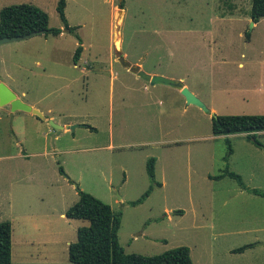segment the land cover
Returning a JSON list of instances; mask_svg holds the SVG:
<instances>
[{"label":"rangeland","instance_id":"obj_1","mask_svg":"<svg viewBox=\"0 0 264 264\" xmlns=\"http://www.w3.org/2000/svg\"><path fill=\"white\" fill-rule=\"evenodd\" d=\"M59 1L0 0V9L34 6L60 30L2 44L0 59L24 83L23 103L75 127L56 135L0 108V222L27 221L13 223L10 264H70L67 245L87 225L64 217L78 191L119 214L124 254L184 246L192 264H264V199L226 176L213 179L227 170L264 193V132L261 148L242 134L210 133L212 115H264V18L249 26L250 0H62L72 33L59 21ZM137 63L144 74L181 80L211 115L135 77Z\"/></svg>","mask_w":264,"mask_h":264},{"label":"trees","instance_id":"obj_2","mask_svg":"<svg viewBox=\"0 0 264 264\" xmlns=\"http://www.w3.org/2000/svg\"><path fill=\"white\" fill-rule=\"evenodd\" d=\"M63 5V1L60 0L56 6V12L64 30L72 33L74 28L67 26L63 16ZM121 7L120 3L118 8L121 9ZM248 17L252 24L264 18V0H250ZM59 33V29L48 28L46 14L34 6L20 4L0 9V39L29 34L40 35L44 38L56 37ZM80 52L79 44L72 57L74 65ZM263 132L264 115H212L210 118V133L213 137L242 134L247 142L261 148L256 136ZM224 143L226 154L223 160L226 162L231 154V148L228 139H224ZM153 163V159L150 158L145 165L146 174L152 182L154 179ZM224 176L234 180L241 190L264 199L263 192L245 188L240 177L227 170L213 179L218 180ZM155 185L159 186L158 183ZM149 191L150 188L128 205L133 207L140 204ZM177 213L181 214L179 211ZM64 217L68 220L87 222L86 226L76 229L75 241L67 245V260L70 264H192L189 250L184 246L175 247L150 257L124 254L117 242L119 214L113 213L108 205L89 194L78 191L77 201L66 209ZM248 246H242L230 252L241 253ZM0 264H10V223L8 221L0 222Z\"/></svg>","mask_w":264,"mask_h":264},{"label":"water","instance_id":"obj_3","mask_svg":"<svg viewBox=\"0 0 264 264\" xmlns=\"http://www.w3.org/2000/svg\"><path fill=\"white\" fill-rule=\"evenodd\" d=\"M249 26H252V22L249 23ZM34 34H29L25 36L20 37H10V38H1L0 39V45L14 42V41H20L27 39ZM140 63H137L136 65H132L129 67V72L133 73L137 78L140 80L148 83L150 86L154 85H163L166 87H169L173 90H176L180 93V95L184 98L185 103L187 105H193L197 107L199 110H201L204 113H208L211 115V112L192 94L190 93L186 87L183 85L181 80H172L168 78H164L161 76H150L147 74H144L139 70ZM8 106L9 110V116L12 117V114L14 112H23L28 113L31 116L35 117L36 119L43 121L47 123L55 132L57 135L64 127L57 125L53 123L51 120L47 119L42 115L40 111H38L35 108L30 107L29 105L21 102L16 96L3 84L0 82V108ZM73 130L75 127L70 126L66 127V129Z\"/></svg>","mask_w":264,"mask_h":264},{"label":"crops","instance_id":"obj_4","mask_svg":"<svg viewBox=\"0 0 264 264\" xmlns=\"http://www.w3.org/2000/svg\"><path fill=\"white\" fill-rule=\"evenodd\" d=\"M253 25V24H252ZM40 36V35H39ZM42 37V36H41ZM44 38V37H43ZM3 59H0V76L1 77H3V79H6V80H8L9 82H11L13 85V87H14V90H12V93L16 96V98H18L21 102H22V100L21 99H23V98H25L26 97V89H25V87H24V83H22V80H21V78H15L14 76H11V75H9L8 73H5V68H4V66H3ZM131 73V72H130ZM134 75V74H133ZM135 76V75H134ZM136 77V76H135ZM3 79H1L0 78V81L4 84L5 82L3 81ZM45 95H47V93H45L44 94V96H43V98L45 97ZM26 103V102H25ZM28 103V102H27ZM37 103V102H36ZM35 102H33V103H30V104H27V105H29L30 107H32V108H35V109H37L38 111H40L39 110V108H38V106H37V104H36ZM48 111V110H47ZM41 112V111H40ZM42 113V112H41ZM24 114H27V115H29V116H31L30 114H28V113H24ZM48 119L49 120H51L53 123H55V124H57V125H60V126H62V127H64L62 130H65L66 129V127H68V124H66V123H62V124H60L59 122H54V120H53V118L51 117V116H49L48 117ZM159 184V183H158ZM160 185V184H159ZM64 217H63V215L61 214V215H59V219L61 220V219H63ZM26 219H25V217L23 218V217H18V218H16V219H14V220H9L8 222L10 223V250H11V234H12V227H13V223L14 222H19V223H22V222H24ZM25 223H27V221H25ZM44 253L45 252H43L42 250L41 251H38V249L36 250V256L35 257H41V256H44Z\"/></svg>","mask_w":264,"mask_h":264},{"label":"flooded vegetation","instance_id":"obj_5","mask_svg":"<svg viewBox=\"0 0 264 264\" xmlns=\"http://www.w3.org/2000/svg\"><path fill=\"white\" fill-rule=\"evenodd\" d=\"M8 115H9V114H8ZM8 115H7V116H8ZM9 117H10V116H9Z\"/></svg>","mask_w":264,"mask_h":264}]
</instances>
